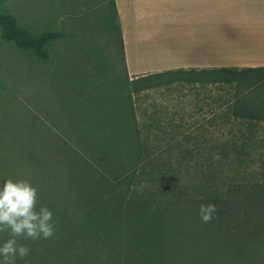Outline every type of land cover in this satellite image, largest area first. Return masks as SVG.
Here are the masks:
<instances>
[{
	"label": "rangeland",
	"instance_id": "1",
	"mask_svg": "<svg viewBox=\"0 0 264 264\" xmlns=\"http://www.w3.org/2000/svg\"><path fill=\"white\" fill-rule=\"evenodd\" d=\"M0 1L18 25L37 34L61 33L46 45L45 58L0 36V188L7 179L29 182L38 190L37 208L51 203L56 209L57 227L80 210L82 177L101 180L104 186L92 190L98 198L110 195L142 145L155 149L144 158L151 164L206 165L230 162L225 149L250 144L254 161L240 154L248 166L244 179L261 178L264 70L225 73L217 102L209 98H217L216 91L201 97L181 72L151 78L145 83L156 86L139 91L142 82L126 75L114 0ZM57 174L67 192L52 201L48 186ZM83 184L90 185L87 179ZM9 238L0 233V246Z\"/></svg>",
	"mask_w": 264,
	"mask_h": 264
},
{
	"label": "trees",
	"instance_id": "2",
	"mask_svg": "<svg viewBox=\"0 0 264 264\" xmlns=\"http://www.w3.org/2000/svg\"><path fill=\"white\" fill-rule=\"evenodd\" d=\"M60 35L57 31L37 34L18 25L16 14L0 1L1 37L45 58L46 45ZM123 58L125 62L124 52ZM175 72L179 71L132 81L142 82L139 91L146 90L156 86L146 81ZM248 146L243 143L232 152L225 149L224 156L233 158L230 162L190 165L146 162L144 158L154 156L155 149L142 145L138 161L117 175L110 195L98 198L92 190L104 186L101 180L82 177L80 210L62 217L64 226L55 225L50 239L41 238L38 243L17 238L30 252L24 259L17 257L15 264H264V170L260 179H244L248 166L240 154L254 161ZM108 168L111 172L118 169ZM55 178L53 186H48L52 201L67 192L65 186L57 185L58 174ZM84 179L89 186L83 184ZM142 184L147 187L138 190ZM70 200L65 197L64 204L70 206ZM201 204L217 206L211 222H202ZM47 207L56 211L51 203Z\"/></svg>",
	"mask_w": 264,
	"mask_h": 264
},
{
	"label": "crops",
	"instance_id": "3",
	"mask_svg": "<svg viewBox=\"0 0 264 264\" xmlns=\"http://www.w3.org/2000/svg\"><path fill=\"white\" fill-rule=\"evenodd\" d=\"M114 5L130 80L179 71L201 97L216 91L217 98H209L217 102L225 73L264 67V0H114Z\"/></svg>",
	"mask_w": 264,
	"mask_h": 264
},
{
	"label": "clouds",
	"instance_id": "4",
	"mask_svg": "<svg viewBox=\"0 0 264 264\" xmlns=\"http://www.w3.org/2000/svg\"><path fill=\"white\" fill-rule=\"evenodd\" d=\"M147 185L142 184V190ZM38 205V190L25 180L7 179L0 188V233H8L10 238L0 246L2 264H15L17 257L24 259L30 249L18 244L17 238L50 239L55 234L53 212L47 206ZM217 213L215 204H201L199 215L202 222H211Z\"/></svg>",
	"mask_w": 264,
	"mask_h": 264
}]
</instances>
